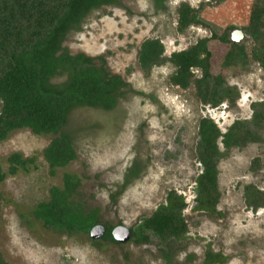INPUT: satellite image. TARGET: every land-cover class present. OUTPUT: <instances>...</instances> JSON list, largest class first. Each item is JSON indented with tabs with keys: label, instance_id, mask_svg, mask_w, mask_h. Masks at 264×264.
<instances>
[{
	"label": "rangeland",
	"instance_id": "374dc122",
	"mask_svg": "<svg viewBox=\"0 0 264 264\" xmlns=\"http://www.w3.org/2000/svg\"><path fill=\"white\" fill-rule=\"evenodd\" d=\"M208 1L166 0V8L159 10L156 0H119L91 12L82 30L68 35L64 46L72 54L103 57L106 68L123 77L127 87L113 113L79 110L72 114L70 128L77 137L78 158L54 177L43 157L52 136H36L24 129L0 143L5 170L13 153L36 157L38 165L30 173L7 176L0 185V255L6 264H205L209 250L224 256L221 264H264V209L252 211L244 198L246 185L264 192V143L234 148L219 162L215 144L221 147L220 142L213 143L217 129L225 133L236 120L250 122L252 104H264V69L253 61L245 68L223 67L229 45L211 40L212 76L222 74L239 92L234 105L225 101L211 108L202 105L194 86L184 91L170 83L175 71L170 63L145 73L138 62L146 40L159 39L165 57H170L214 32L219 36L228 27L240 30L248 24L252 0H224L200 15L207 27L193 26L179 34V7L187 3L198 9ZM242 43L250 55L252 42L245 38ZM261 135L264 138V128ZM256 158L261 162L258 170L252 168ZM209 159L219 171L221 216L194 209L195 178ZM139 163L144 171L141 179L114 202L112 194ZM65 173L81 178L79 198L87 207L99 209L103 224L114 227L131 228L151 216L174 190L188 204L184 210L188 233L168 246L155 241L95 247L85 236L48 231L30 212L49 199L52 186H61Z\"/></svg>",
	"mask_w": 264,
	"mask_h": 264
},
{
	"label": "trees",
	"instance_id": "16d2710c",
	"mask_svg": "<svg viewBox=\"0 0 264 264\" xmlns=\"http://www.w3.org/2000/svg\"><path fill=\"white\" fill-rule=\"evenodd\" d=\"M223 2L210 0L199 9L181 6L178 33L182 35L193 26L207 27L200 15L206 7H219ZM118 3L119 0H0V143L14 131L24 129L36 136H52L50 144L43 150V157L53 177L78 158L77 137L70 128L72 114L79 110L113 113L124 98L127 83L106 68L103 57L74 55L64 46L71 32L82 30L91 12ZM235 29L228 27L219 36L214 32L211 38L200 39L189 49L173 53L169 59L165 58V46L159 39L146 40L139 49V66L149 73L153 67L169 62L175 69L170 78L174 87L185 91L194 86L204 106L218 108L225 101L234 105L239 92L226 83L222 74L212 76V53L208 45L211 40L229 45L223 62L225 68H245L253 61L264 69V0H252L249 22L240 29L253 44L250 55L245 43L231 41V32ZM251 108L253 118L250 122L236 120L225 133L216 130L213 143L219 141L221 146L215 144L219 154L217 162L234 148L264 143L261 135L264 104L253 103ZM208 122L213 121L208 119ZM7 162V170L0 163V185L7 176L38 169L36 157H24L21 153L11 154ZM212 163L209 159L195 178L194 209L221 216L217 210L222 197L219 171ZM252 165L258 170L260 159L256 158ZM142 168L139 163L129 170L124 183L111 196L114 202L129 185L141 179ZM81 184L79 176L65 173L61 186H52L49 199L33 206L30 215L48 231L85 236L95 247L101 243L122 245L113 239L115 227L102 223L99 209L87 207L79 198ZM244 198L252 211L264 209V192L256 186H244ZM187 207L183 196L170 191L165 203L151 216L129 228V242L139 246L155 241L167 246L180 242L188 233L184 217ZM98 225L104 226L105 235L100 240H92L90 233ZM167 253L165 259L170 262L171 256ZM224 260L222 254L209 250L205 264H221ZM0 264H6L1 255Z\"/></svg>",
	"mask_w": 264,
	"mask_h": 264
},
{
	"label": "water",
	"instance_id": "95a60500",
	"mask_svg": "<svg viewBox=\"0 0 264 264\" xmlns=\"http://www.w3.org/2000/svg\"><path fill=\"white\" fill-rule=\"evenodd\" d=\"M246 36L242 30H235L231 36V41L235 44H242ZM105 228L102 225L94 227L90 233L92 240H100L105 235ZM114 241L117 244H126L131 239V231L129 228L120 225L114 228L112 232Z\"/></svg>",
	"mask_w": 264,
	"mask_h": 264
},
{
	"label": "crops",
	"instance_id": "0c3cea01",
	"mask_svg": "<svg viewBox=\"0 0 264 264\" xmlns=\"http://www.w3.org/2000/svg\"><path fill=\"white\" fill-rule=\"evenodd\" d=\"M156 1H157V7H158L159 10H163V8H166V6L164 5V4L166 3V0H162V1H161V0H156ZM208 2H209V1H208ZM208 2H205L204 5H206ZM183 5H189V4H187V3H183L181 6H183ZM204 5H203V6H204ZM181 6L179 7V9L181 8ZM189 6L192 7L191 5H189ZM201 7H202V6H200L199 8H201ZM192 8H193V9H197V8H195V7H192ZM199 8H198V9H199ZM215 8H217V7H215ZM179 9H178V10H179ZM207 9H211V8L206 7L205 10H207ZM200 19H201V18H200ZM206 24H207V23H206Z\"/></svg>",
	"mask_w": 264,
	"mask_h": 264
},
{
	"label": "flooded vegetation",
	"instance_id": "af4514ba",
	"mask_svg": "<svg viewBox=\"0 0 264 264\" xmlns=\"http://www.w3.org/2000/svg\"><path fill=\"white\" fill-rule=\"evenodd\" d=\"M190 29V28H189ZM234 32V31H233ZM233 32L231 33V36H232V34H233ZM165 58H167V59H169L170 57H165ZM166 63V62H165ZM169 63V62H168ZM175 70V69H174Z\"/></svg>",
	"mask_w": 264,
	"mask_h": 264
}]
</instances>
